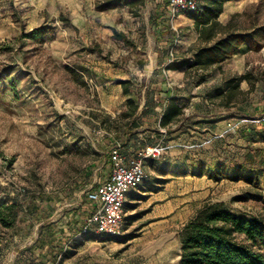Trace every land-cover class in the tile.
<instances>
[{"label": "rangeland", "instance_id": "obj_1", "mask_svg": "<svg viewBox=\"0 0 264 264\" xmlns=\"http://www.w3.org/2000/svg\"><path fill=\"white\" fill-rule=\"evenodd\" d=\"M103 1L0 0V206L20 210L13 228L0 225V264H21L16 247L40 236L49 245L44 260L28 253L25 264H178L182 227L204 203L264 216L254 196L264 189V37L219 67L168 72L171 53L189 58L204 45L189 13L171 19L168 0H144L135 17L121 5L98 10ZM218 21L239 32L264 26V0H233ZM40 27L50 32L26 36ZM245 74L250 82L221 106L224 81ZM119 81H128L129 95ZM168 88L185 112L166 130L159 118ZM128 98L139 105L130 120L121 116ZM196 119L220 126L198 127ZM162 137L166 148L145 165L139 206L127 199L122 237L79 235L85 194L108 177L113 144L132 155ZM184 153L241 180L192 176L197 166L177 164ZM164 179L166 190L151 199Z\"/></svg>", "mask_w": 264, "mask_h": 264}, {"label": "trees", "instance_id": "obj_2", "mask_svg": "<svg viewBox=\"0 0 264 264\" xmlns=\"http://www.w3.org/2000/svg\"><path fill=\"white\" fill-rule=\"evenodd\" d=\"M231 1L233 0H198L197 9L189 13V18L194 21L199 40L204 45L198 47L192 57L174 59L169 62L165 67L166 70L205 71L219 67L234 55L241 45L251 44L256 42V38L264 37V26L249 32H239L228 29L227 25H222L218 21L224 12L225 5ZM120 5L126 7L130 14L136 17L144 5V0H104L97 8L104 11ZM219 28L224 32L218 36ZM48 32L50 29L45 30V27H40L26 36L36 40ZM205 80V75L202 74L197 83L201 84ZM119 82L123 86L124 95H129L128 81ZM243 82H250L247 74L224 81V90L219 93L221 106L227 108L231 106L235 94L242 92L240 85ZM179 101L174 96L166 99L159 119L161 128L168 130L182 119L184 108L179 105ZM138 109L139 105L132 98H128L127 110L121 116L130 120L134 118ZM180 172L183 175L188 174L186 170ZM189 173L196 177L207 176L215 182L224 179L241 180V175L237 173L226 175L222 168L212 171L202 165H198L197 169ZM244 179L249 183L252 182L250 176H245ZM168 181V179L158 180L157 185L163 187ZM262 192L254 195L257 200L264 201V189ZM243 198L245 199L244 196H240L235 200ZM19 214L20 210L16 202L1 205L0 225L7 229L13 228ZM180 238L181 253L178 264H264V216L236 213L222 202L204 203L184 224Z\"/></svg>", "mask_w": 264, "mask_h": 264}, {"label": "built area", "instance_id": "obj_3", "mask_svg": "<svg viewBox=\"0 0 264 264\" xmlns=\"http://www.w3.org/2000/svg\"><path fill=\"white\" fill-rule=\"evenodd\" d=\"M197 5L198 0H168L167 8L170 18L173 19L182 13L195 11ZM170 58L171 61L174 60L173 53ZM161 131L165 132L164 129ZM165 148L164 137L152 145L137 149L132 155H126L120 143L113 144L109 150L108 177L85 194L89 208L79 235L102 238H118L123 235L127 195L146 179V163L158 160Z\"/></svg>", "mask_w": 264, "mask_h": 264}, {"label": "crops", "instance_id": "obj_4", "mask_svg": "<svg viewBox=\"0 0 264 264\" xmlns=\"http://www.w3.org/2000/svg\"><path fill=\"white\" fill-rule=\"evenodd\" d=\"M168 72H174V71H177V70H167ZM164 86H166L165 84H163ZM168 87V85H167ZM170 88V87H169ZM165 89L167 91V93H169V95H167V98L171 96V90L170 89ZM166 102V101H165ZM184 101H179V105L183 107V104ZM184 112H185V109H184ZM161 116V114H160ZM160 119V118H159ZM187 121H191V119H186ZM195 120V119H194ZM184 121L181 119L177 124L173 125V126H177L178 124H182ZM197 123V125L195 126H198V127H205V122H210L209 124H206L208 125L207 127L210 128V129H216L214 126L217 125V126H220L218 125V123H212V122H216V121H205V119L201 120V119H196L195 121ZM204 124V125H203ZM172 126V127H173ZM181 128V127H180ZM180 128H178L175 132V134L178 136V139L177 141L179 142H185L184 139H186V133L184 130H181ZM196 128V127H194ZM209 129V131H211ZM218 129V127H217ZM149 130V128H148ZM169 130V129H168ZM213 135L215 136H222L221 134H217V133H213ZM172 136V135H171ZM170 144V143H169ZM186 152V151H185ZM175 154V153H174ZM184 157L182 159H180V161H177V164L178 166H181V165H184L185 163H188L191 165V167H195V166H198V165H202L204 166L205 168H207V165L204 164V161H202L201 158L199 159H196L194 158L193 156H190V155H187L186 153H184ZM175 160V159H174ZM173 160V161H174ZM177 160V159H176ZM176 162V161H175ZM201 162V163H200ZM208 169V168H207ZM192 178H195V177H192ZM201 178V177H200ZM166 187H162L161 189H159L157 192H149V197L151 199H156L157 196L161 193V192H164L166 189ZM160 192V193H159ZM131 198L130 199V202L134 205V206H139V187L132 190L128 195H127V198H126V202H127V199L128 198ZM126 202H125V205H126ZM85 217V216H84ZM84 219V218H83ZM42 232H44V230H42ZM43 237L40 236L39 237V240L36 241V243H33V245H31V242H23L21 245L17 246L16 248L18 250H21V253L18 257V259L22 258V262L21 264H25V262L27 261V259L29 258L28 256V253L32 254L33 256L34 255H37L38 257H40V261L44 260L45 256H46V252L49 248V245L45 244L43 241H42ZM58 242V241H56ZM60 244V242H59ZM34 249H40V253H35V250ZM17 254H19V252H17ZM35 258V256H34ZM20 261V260H18ZM19 263V262H18Z\"/></svg>", "mask_w": 264, "mask_h": 264}]
</instances>
